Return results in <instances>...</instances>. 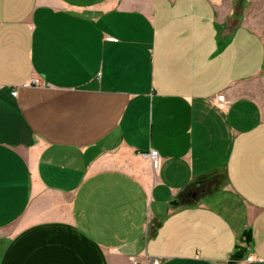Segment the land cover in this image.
<instances>
[{"label": "crops", "instance_id": "1", "mask_svg": "<svg viewBox=\"0 0 264 264\" xmlns=\"http://www.w3.org/2000/svg\"><path fill=\"white\" fill-rule=\"evenodd\" d=\"M238 1L0 0V264H264Z\"/></svg>", "mask_w": 264, "mask_h": 264}, {"label": "rangeland", "instance_id": "2", "mask_svg": "<svg viewBox=\"0 0 264 264\" xmlns=\"http://www.w3.org/2000/svg\"><path fill=\"white\" fill-rule=\"evenodd\" d=\"M229 7L223 4L221 12L224 14V22L235 24L248 21L264 34V0H239L232 8ZM241 89L244 94L264 98V80L251 82Z\"/></svg>", "mask_w": 264, "mask_h": 264}, {"label": "built area", "instance_id": "3", "mask_svg": "<svg viewBox=\"0 0 264 264\" xmlns=\"http://www.w3.org/2000/svg\"><path fill=\"white\" fill-rule=\"evenodd\" d=\"M36 84H39V80L38 79H34V81ZM18 91L17 89H14L12 91V95H17ZM219 100L224 101L225 97L224 96H219ZM145 158L149 159L153 165V167L155 169H159L160 164H161V156L158 150L156 149H152L149 153H144L143 155Z\"/></svg>", "mask_w": 264, "mask_h": 264}, {"label": "water", "instance_id": "4", "mask_svg": "<svg viewBox=\"0 0 264 264\" xmlns=\"http://www.w3.org/2000/svg\"><path fill=\"white\" fill-rule=\"evenodd\" d=\"M177 201H174V203H176Z\"/></svg>", "mask_w": 264, "mask_h": 264}]
</instances>
